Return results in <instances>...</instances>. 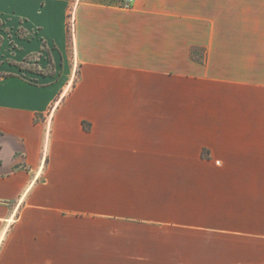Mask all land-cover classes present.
Segmentation results:
<instances>
[{
    "label": "crops",
    "instance_id": "1",
    "mask_svg": "<svg viewBox=\"0 0 264 264\" xmlns=\"http://www.w3.org/2000/svg\"><path fill=\"white\" fill-rule=\"evenodd\" d=\"M0 3V264H264V0Z\"/></svg>",
    "mask_w": 264,
    "mask_h": 264
},
{
    "label": "rangeland",
    "instance_id": "2",
    "mask_svg": "<svg viewBox=\"0 0 264 264\" xmlns=\"http://www.w3.org/2000/svg\"><path fill=\"white\" fill-rule=\"evenodd\" d=\"M68 31H69V43L67 45V48L63 52V56H64L63 69H56L55 64L52 62L48 63L46 67L40 68L39 64L36 63L40 57L39 52H35L31 54L28 57L29 61L20 63L23 66V68L32 70L38 73L39 75H47V76L50 75L51 77L56 78L58 80H62V81H67V79L71 80L72 77H74V82H75L77 78L78 66L76 65L75 60H73V48H72V42L70 40V38L72 37V32H73V14H70V17H69ZM18 34H21V36L29 35L28 32L19 33L18 29H13V28L11 29L9 27L4 26V22L0 18V68H2V65L4 63L6 62L9 63L11 57H9L10 53L8 51H12L13 45L17 46V44L14 43V39L12 38H14V36L16 37ZM9 40H11L12 42L8 45ZM4 47L5 49H3ZM10 64L14 65L16 63L14 61H11ZM71 68H73V73L75 70V73L74 75L72 74L70 76L69 73H70ZM8 71H10V69L7 71L6 70L0 71V74H2V72L9 73ZM50 113L51 112H49V114Z\"/></svg>",
    "mask_w": 264,
    "mask_h": 264
},
{
    "label": "built area",
    "instance_id": "3",
    "mask_svg": "<svg viewBox=\"0 0 264 264\" xmlns=\"http://www.w3.org/2000/svg\"><path fill=\"white\" fill-rule=\"evenodd\" d=\"M124 8H129L134 0H121Z\"/></svg>",
    "mask_w": 264,
    "mask_h": 264
}]
</instances>
